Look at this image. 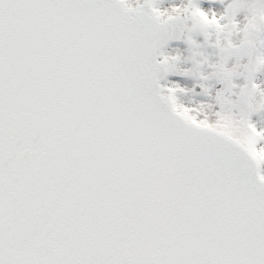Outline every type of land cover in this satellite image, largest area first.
I'll return each instance as SVG.
<instances>
[{"label":"snow or ice","instance_id":"1","mask_svg":"<svg viewBox=\"0 0 264 264\" xmlns=\"http://www.w3.org/2000/svg\"><path fill=\"white\" fill-rule=\"evenodd\" d=\"M220 3L0 0V264H264V0Z\"/></svg>","mask_w":264,"mask_h":264},{"label":"rangeland","instance_id":"2","mask_svg":"<svg viewBox=\"0 0 264 264\" xmlns=\"http://www.w3.org/2000/svg\"><path fill=\"white\" fill-rule=\"evenodd\" d=\"M203 2H205V0H203ZM182 3V0H161V4L160 6L162 8L165 9H171V7L173 5H180ZM247 16L246 13L241 12L238 17L242 18L243 16ZM244 19V18H243ZM242 20H239L240 22H243ZM248 22V21H247ZM246 22V23H247ZM190 24V21H189ZM235 36V37H234ZM237 38V39H235ZM243 38V32H233V43L235 44H239L240 40ZM198 40H203L202 36H197ZM210 41L214 42L217 39V36L215 33H212L209 37ZM210 49V50H209ZM177 50L179 51V54L182 58V64L181 67L184 70L189 71L190 73L192 72L193 68H194V64H193V58H192V52L185 47L184 44L181 45H176L174 46L173 50H169L170 53H172L173 55L177 54ZM205 55L208 57V60L210 62H217L219 60V56H218V50L216 48L213 47H206L202 50ZM232 62V61H231ZM231 62H230V66H231ZM248 63V57L246 59H244L239 65H244ZM188 68V69H187ZM239 71H243V68L240 67L238 69ZM205 71H210L206 68L205 66ZM237 84H242L244 83L243 78L238 79L237 81H235ZM256 82L260 83L262 86H264V70L260 71L259 73H257L256 76ZM200 84H205V85H213L214 87H212V91H211V96L214 97L216 94V89L220 88L221 86L219 84H217L216 82H209V81H204V80H200L197 78H194L192 76H189L188 78H185L183 81H181V87L187 89V93L185 95L181 96V100L186 103L189 104L193 107H199L200 103H201V97L196 96L193 93V88L195 85H200ZM207 103L210 104H214L215 101L214 99H208ZM204 111L207 112V115L209 118H214L213 117V113L216 111L215 108H211V109H205ZM253 120H259L258 116H253ZM258 157H262L261 159H264V153H259L257 154Z\"/></svg>","mask_w":264,"mask_h":264},{"label":"bare ground","instance_id":"3","mask_svg":"<svg viewBox=\"0 0 264 264\" xmlns=\"http://www.w3.org/2000/svg\"><path fill=\"white\" fill-rule=\"evenodd\" d=\"M207 2H208V0H207ZM216 2H217V0H215V2H213V3H207L204 6L205 7H208V10L211 11V10L215 9L213 6H216L215 5ZM244 17H245V15L242 18H240V17L237 16V19L242 20Z\"/></svg>","mask_w":264,"mask_h":264},{"label":"water","instance_id":"4","mask_svg":"<svg viewBox=\"0 0 264 264\" xmlns=\"http://www.w3.org/2000/svg\"><path fill=\"white\" fill-rule=\"evenodd\" d=\"M173 48H174V47H172V48H171V49H169V50H173ZM237 60H238V59L236 58V61H237Z\"/></svg>","mask_w":264,"mask_h":264},{"label":"clouds","instance_id":"5","mask_svg":"<svg viewBox=\"0 0 264 264\" xmlns=\"http://www.w3.org/2000/svg\"><path fill=\"white\" fill-rule=\"evenodd\" d=\"M259 159H261L262 157H258Z\"/></svg>","mask_w":264,"mask_h":264}]
</instances>
